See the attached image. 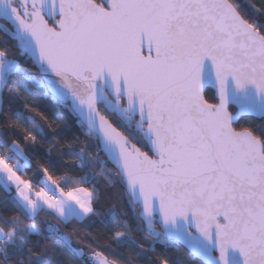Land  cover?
Instances as JSON below:
<instances>
[{
	"label": "snow or ice",
	"instance_id": "1",
	"mask_svg": "<svg viewBox=\"0 0 264 264\" xmlns=\"http://www.w3.org/2000/svg\"><path fill=\"white\" fill-rule=\"evenodd\" d=\"M245 16L232 0H0V18L12 25L0 27L19 49L16 57L0 50V93L15 76L76 115L105 153L101 165L113 163L130 203L141 205L154 243L183 244L203 264H264V134L235 127L243 115L264 118V26ZM207 86L217 102L206 98ZM107 113L134 127L148 151ZM14 115L11 123L37 144L42 125ZM0 146V188L18 213L0 227V264H51L59 246L78 264H115L74 247L60 227L37 226L41 213L61 226L83 224L97 215L94 191L48 168L22 178L31 168L26 150L16 140ZM106 222L117 229L115 245L133 249L127 264L155 251L137 241L139 224L133 230L115 213ZM40 239L53 243L34 251Z\"/></svg>",
	"mask_w": 264,
	"mask_h": 264
},
{
	"label": "trees",
	"instance_id": "2",
	"mask_svg": "<svg viewBox=\"0 0 264 264\" xmlns=\"http://www.w3.org/2000/svg\"><path fill=\"white\" fill-rule=\"evenodd\" d=\"M232 2L239 5L242 14H246L245 18L249 19V22L255 21L264 26V15L261 14L264 12V0H232ZM252 5H255V8ZM0 50H5L10 57H16L19 53L16 44L3 36L1 32ZM21 63L32 68L33 74L36 75L35 68L30 61L21 60ZM13 80L17 81L16 85L14 86L9 81L8 86L2 92L0 142L7 141L10 144L12 140H16L21 148L26 150V155L31 160V168L26 170V175L22 178H30L32 171L37 168L40 169L39 175L42 177L43 169L48 168L54 178H67L71 187H84L95 193L93 207L97 215H93L83 224L72 222L67 226H61L53 216H45L41 213L37 217V226H40V221H47L60 227L74 247L90 252L101 251L109 260L115 261V264H127V258L133 254V249L127 245L117 247L113 240L117 229L112 228L106 222V217L115 213L121 219H127L133 230H136L139 224L140 230L134 231L137 241L143 243L145 248L151 245L155 249L154 252L149 251L136 257V264H161L162 259L168 260L169 264H202L180 246L178 250L166 249L162 244L154 243L152 238L145 233L137 217L138 209L131 205L117 172L108 163L101 165L100 162L104 160V157L99 152L96 138L86 135V129L81 127L73 113L51 96H46L43 89L29 88L15 76ZM13 87L19 91L20 96L13 95L11 91ZM205 95L210 102L215 103L210 90H206ZM26 102L29 109L35 108L36 111L25 109ZM16 111L24 112L26 116L33 117L42 125L45 135L42 138L38 137L37 144L33 145L31 141L25 140L27 132L24 128L11 123L15 119ZM229 111L235 112L232 108H229ZM106 116L113 126L124 132L133 143H136L142 150L148 151L133 127H128L124 122L116 120L114 116L108 114ZM235 127L238 129L248 127L257 135H262L264 134V119L241 117ZM5 151L6 149L0 146V154ZM73 176H86L88 182L77 185L71 180ZM12 194L14 195L13 190ZM17 215L16 209L9 202V194L0 188V227L4 226V219H11ZM24 223L28 224L30 221L25 220ZM156 229L159 230L158 227ZM35 239L34 237L33 240ZM45 243L51 244L53 241L40 239L39 243H33V250L39 251ZM51 264H78V259L71 249L59 246L56 253L51 256Z\"/></svg>",
	"mask_w": 264,
	"mask_h": 264
},
{
	"label": "water",
	"instance_id": "3",
	"mask_svg": "<svg viewBox=\"0 0 264 264\" xmlns=\"http://www.w3.org/2000/svg\"><path fill=\"white\" fill-rule=\"evenodd\" d=\"M58 18V17H57ZM0 25H2V26H4V27H8L9 29H11V27H12V25L8 22V21H6V20H4V19H2V18H0ZM0 32L3 34V36H5L6 38H8L10 41H12V42H14L15 44H16V42L11 38V37H9V36H7L5 33H4V31H3V28L2 27H0ZM16 48H17V50H18V52H19V49H18V47H17V45H16ZM31 62V61H30ZM32 64V63H31ZM36 75H37V73H36ZM54 78V77H53ZM206 90H210L212 93H213V98L215 97V89L213 88V87H211V86H207L206 87V89H205V91ZM0 96H2V93H0ZM214 101L215 102H217L215 99H214ZM0 107H1V100H0ZM230 108H232V109H234L235 111H236V109H235V107H230ZM108 115H111V116H114L115 118H116V120H118V121H120V122H122L123 123V121L117 116V115H115V114H111V113H107ZM74 115V114H73ZM77 119H78V117L76 116V115H74ZM241 117H248V118H253V119H256V120H260V119H264V118H261V117H259L258 115H243V116H241ZM240 117V118H241ZM137 119H138V116H137ZM85 129H86V131H88V129H87V127L85 126L84 127ZM133 129H134V127H133ZM134 131H135V129H134ZM138 135H139V133L137 132V131H135ZM95 137V136H94ZM96 138V137H95ZM96 140H97V138H96ZM142 142H143V140H142ZM144 143V142H143ZM97 145H98V149H99V152L102 154V156L105 158V153L103 152V151H101L100 150V146H99V142H98V140H97ZM146 146V145H145ZM147 148V147H146ZM148 150V149H147ZM149 154H151L150 152H149ZM116 172H117V169H116V167L113 165V163H108ZM119 176V175H118ZM119 178H120V176H119ZM120 180H121V178H120ZM122 182V181H121ZM123 184V183H122ZM123 187H124V191H125V194H126V196L128 197V199L129 200H131V197H130V193L126 190V187H125V185L123 184ZM132 205V204H131ZM133 207H137V209H138V213H137V217H138V219H139V213H140V211H141V205H132ZM139 221H140V219H139ZM141 222V224L143 225V227H144V230L147 228V225L145 224V223H143L142 221H140ZM156 227H158L159 229L161 228V225L160 224H156L155 225V228ZM192 231H194V229H192ZM145 233H146V231H145ZM147 234V233H146ZM181 248H183L192 258H194V259H196V260H198V261H200L202 264H203V262H202V260L200 259V258H197V257H193L192 255H191V253H190V250H189V248L188 247H186L185 245H183V244H181V245H179Z\"/></svg>",
	"mask_w": 264,
	"mask_h": 264
},
{
	"label": "rangeland",
	"instance_id": "4",
	"mask_svg": "<svg viewBox=\"0 0 264 264\" xmlns=\"http://www.w3.org/2000/svg\"><path fill=\"white\" fill-rule=\"evenodd\" d=\"M39 188V187H38ZM38 188L36 190H38ZM12 190L14 191V194H15V186H13ZM51 194V193H50ZM56 196H59V191L56 192ZM77 248H80V247H77ZM87 252H90L88 250H85Z\"/></svg>",
	"mask_w": 264,
	"mask_h": 264
},
{
	"label": "flooded vegetation",
	"instance_id": "5",
	"mask_svg": "<svg viewBox=\"0 0 264 264\" xmlns=\"http://www.w3.org/2000/svg\"><path fill=\"white\" fill-rule=\"evenodd\" d=\"M52 21H50V23H51Z\"/></svg>",
	"mask_w": 264,
	"mask_h": 264
}]
</instances>
